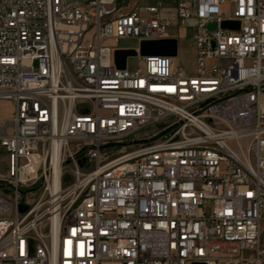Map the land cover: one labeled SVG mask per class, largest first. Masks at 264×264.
Returning <instances> with one entry per match:
<instances>
[{
	"label": "built area",
	"instance_id": "built-area-1",
	"mask_svg": "<svg viewBox=\"0 0 264 264\" xmlns=\"http://www.w3.org/2000/svg\"><path fill=\"white\" fill-rule=\"evenodd\" d=\"M0 99V264H264V0H0Z\"/></svg>",
	"mask_w": 264,
	"mask_h": 264
},
{
	"label": "water",
	"instance_id": "water-1",
	"mask_svg": "<svg viewBox=\"0 0 264 264\" xmlns=\"http://www.w3.org/2000/svg\"><path fill=\"white\" fill-rule=\"evenodd\" d=\"M216 22H210L208 29L216 28ZM221 26L224 28L238 29L240 27L239 20L225 19L222 21ZM179 41L176 37H169L163 39L142 40L140 42V54L141 55H169L176 56L178 53ZM137 50L134 48H117L115 50V63L118 68L124 69L127 66V59L130 56H136ZM20 210H27V205L20 204ZM193 264H206L203 262H197Z\"/></svg>",
	"mask_w": 264,
	"mask_h": 264
},
{
	"label": "rangeland",
	"instance_id": "rangeland-1",
	"mask_svg": "<svg viewBox=\"0 0 264 264\" xmlns=\"http://www.w3.org/2000/svg\"><path fill=\"white\" fill-rule=\"evenodd\" d=\"M170 34L179 38V50L175 57L176 64L184 69L193 72L195 68L196 49L191 44L189 36L193 30L185 29L180 26H173L169 29ZM119 46H136L138 42L132 39L122 40ZM12 113L11 102L7 99H0V116L9 117Z\"/></svg>",
	"mask_w": 264,
	"mask_h": 264
}]
</instances>
